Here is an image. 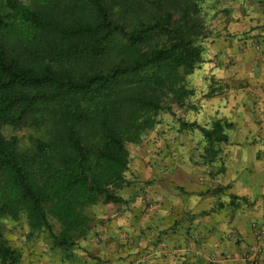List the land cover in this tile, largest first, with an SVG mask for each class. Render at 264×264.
<instances>
[{
	"label": "trees",
	"instance_id": "1",
	"mask_svg": "<svg viewBox=\"0 0 264 264\" xmlns=\"http://www.w3.org/2000/svg\"><path fill=\"white\" fill-rule=\"evenodd\" d=\"M204 1L0 0V128L47 133L33 155L0 133V220L24 214L29 238L54 220L53 246L69 251L91 230L88 207L124 203L127 145L193 96ZM230 126L201 130L212 145ZM20 261L0 230V264Z\"/></svg>",
	"mask_w": 264,
	"mask_h": 264
},
{
	"label": "crops",
	"instance_id": "2",
	"mask_svg": "<svg viewBox=\"0 0 264 264\" xmlns=\"http://www.w3.org/2000/svg\"><path fill=\"white\" fill-rule=\"evenodd\" d=\"M218 1L219 27L209 36L203 66L197 67L202 72L195 70L194 78L202 76L205 88H217L211 97L197 96L212 120L200 126L211 130L217 119L230 123L226 141L208 145L203 136L209 156L202 168H183L177 156L161 155L154 192L146 187L147 196L157 201L149 215L118 217L111 212L114 204H107L80 240V251L75 252L80 241L69 251L46 242L39 250L28 245L31 260L47 247V264L71 257L72 264H93V256L105 264H250L247 252L255 233H264V0ZM160 131L165 132L162 144L180 148L186 140L180 126ZM259 259L264 264V236Z\"/></svg>",
	"mask_w": 264,
	"mask_h": 264
},
{
	"label": "rangeland",
	"instance_id": "3",
	"mask_svg": "<svg viewBox=\"0 0 264 264\" xmlns=\"http://www.w3.org/2000/svg\"><path fill=\"white\" fill-rule=\"evenodd\" d=\"M24 3H27L28 0H20ZM221 4L218 0H206L201 4L202 9V19L206 28V38L200 41L204 52L208 43L209 36L214 32L215 28L219 27L218 12L220 11ZM203 63V62H202ZM200 63V67H202ZM196 68L198 75L201 74L202 70ZM194 73L191 76V82L194 83V93L190 100L187 101L183 106H172L171 111H163L158 119L159 124L154 127L153 130L148 132L144 140L135 145L128 144L127 149L129 152V163L127 170L124 175L125 178L130 182V185L118 192V195L123 198L124 203L112 205V213L114 215L120 216H131L137 214L140 218L149 215L152 207L157 204L155 198H149L147 196L146 187L153 186L152 191L155 190L156 171L162 170L160 168L158 161L161 160V155H171L177 156L183 163L181 164L184 167L191 166L195 169L202 168L204 159L209 156L207 147L203 148V128L201 125L206 126L212 122L211 117L207 116L203 107L205 103L202 98L197 99V96H201V93L206 89L205 82L202 76L194 78ZM197 80V81H196ZM199 83V84H197ZM198 86V87H197ZM217 90V88H214ZM196 94V95H195ZM196 106L195 109H192V106ZM203 112V119L200 118L201 113ZM186 124H195L193 128H184L181 132V136L185 137V142L180 144V148L175 146L176 144L166 143L163 140V144L160 142L165 136V132H161L160 129L165 126H177L181 127V123ZM199 123V125L197 124ZM0 133H2L6 138L16 137L18 139V148L21 152H28L31 155L35 152V140L44 141L47 138L46 130H34V129H22L16 130L11 127H1ZM174 134V132H173ZM155 135V136H154ZM154 136V137H152ZM202 138V139H201ZM183 138L179 139V142ZM170 141H175V138H170ZM175 143V142H174ZM215 146V145H214ZM173 154V155H172ZM32 166L35 170H38L41 161L37 155L32 156ZM164 158H167L164 156ZM134 205V207H133ZM109 207L107 204H98L93 207H88L85 210V214L89 216L92 220L91 229L97 224L96 217L98 214L104 213V211ZM105 209V210H104ZM136 211V213H135ZM109 212V213H111ZM50 229L35 233L33 237L29 238V230L26 224V219L24 214H20L16 221H10L5 218L0 220L1 233L6 243L14 248L19 250L22 253L24 259L20 261V264H47V256L44 255L47 253V247L45 250L41 251V256L37 259H30V255H27L28 245L34 246L38 250L43 248V244H48L49 247H53L52 237L57 235L59 232V225L54 220H49ZM91 231V230H90ZM46 242V243H45ZM34 244V245H32ZM81 241L78 243V249L75 252L80 251ZM52 250V249H51ZM58 257L64 258L65 253L62 251H55ZM28 261H27V260ZM93 261V264L106 263L100 259V257L93 256L90 258ZM25 261L27 263H25ZM72 257L69 259L65 258L64 264H72Z\"/></svg>",
	"mask_w": 264,
	"mask_h": 264
},
{
	"label": "built area",
	"instance_id": "4",
	"mask_svg": "<svg viewBox=\"0 0 264 264\" xmlns=\"http://www.w3.org/2000/svg\"><path fill=\"white\" fill-rule=\"evenodd\" d=\"M263 236L264 233L262 230H257L255 233L254 245L247 252V258L250 264H259V258L263 252Z\"/></svg>",
	"mask_w": 264,
	"mask_h": 264
}]
</instances>
